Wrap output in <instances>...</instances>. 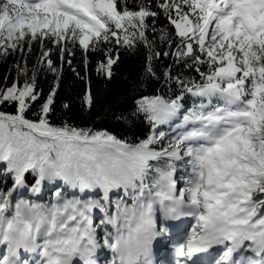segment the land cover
Here are the masks:
<instances>
[{"label":"snow or ice","instance_id":"obj_1","mask_svg":"<svg viewBox=\"0 0 264 264\" xmlns=\"http://www.w3.org/2000/svg\"><path fill=\"white\" fill-rule=\"evenodd\" d=\"M156 7L174 34L155 27L159 12L150 4L0 0V54L22 51L25 41L31 50L38 40L40 63L57 76L37 119L25 115L41 96L35 69L29 77L26 64L17 66V79L0 88V103L16 105L15 113L0 111V162L14 174L12 187L0 191V246L6 249L0 264H72L73 258L100 264L97 253L104 247L114 253L111 264H154L153 242L181 237L183 225L170 221L183 217L195 222L171 244L169 264H264V0H157ZM149 17L158 39L148 38ZM45 39L58 49L61 62L65 52L71 55L69 43L85 51L114 43L116 55L107 49L97 68L108 78L120 46L143 44L149 50L146 75L156 77L153 57L171 55L177 64L195 67L200 79L174 76L171 65L164 69V82L174 81L181 91L170 99L153 95L135 101L136 111L152 125L137 143L66 121L53 125L48 114L62 69L51 59L53 49H43ZM158 44L169 51H157ZM185 92L200 103L182 112ZM84 101L91 106L90 91ZM174 121L175 135L163 144L167 134L157 126ZM178 163L182 188L177 187ZM29 171L35 174L33 193L45 181L59 182L54 196L62 202H13ZM64 186L79 195L64 198ZM121 188L124 196L110 214L111 194ZM129 195L131 205L124 201ZM95 210L114 232L105 229L98 238ZM160 243L166 254L169 245ZM198 254L210 258L201 260Z\"/></svg>","mask_w":264,"mask_h":264},{"label":"trees","instance_id":"obj_2","mask_svg":"<svg viewBox=\"0 0 264 264\" xmlns=\"http://www.w3.org/2000/svg\"><path fill=\"white\" fill-rule=\"evenodd\" d=\"M137 4H150L152 11L159 10L156 7L157 0H128V6L133 8ZM149 24V40L158 39L151 32L153 19L147 18ZM157 29L166 28L174 34V28L169 24L162 12L155 18ZM71 55L64 54V61L59 58V51L49 40L43 41V49L52 48L51 59L57 68L62 69L59 73V81L56 93L48 114L49 122L53 125L61 126L65 121L75 127L92 128L93 130H107L120 139H125L129 143H137L146 138L152 132V125L144 113L136 111L135 101L141 96L162 95L166 99L174 98L181 91L180 87L173 81L170 85L163 79V71L169 65L172 66V74L181 76L182 79L195 78L199 81L200 77L195 67H186L183 62L177 64L174 58L161 55L159 58L153 57L152 67L156 72V77L146 75V65L148 61V48L143 44H138L135 48L119 47V58L112 67V77L108 78L103 73L98 72V63L105 60L107 49H112V55H116L117 46L104 44L99 48L87 51L83 50L78 44H68ZM157 51H169L164 44H158ZM174 51V49H172ZM42 58V46L40 41L31 42V50L25 41L23 50H9V54L0 59V88L10 86L17 79L18 68L27 65L28 76L31 77L33 69L36 71V90L41 93L38 101L34 102L26 110L28 119L38 118L39 105L44 102L47 95L54 86H57V76L47 71V66L40 63ZM87 59V65H85ZM71 61V64L68 61ZM201 70H206L203 66ZM78 73V75H77ZM25 77L20 74L19 80L23 83ZM29 82H31L29 80ZM90 91L92 104L89 107L85 101V95ZM184 108L182 112L191 108L195 104V99L190 93H184L182 100ZM68 107L65 108L64 105ZM0 111L15 113L16 105L13 102L0 103ZM166 137L162 141L167 144L175 132H166ZM6 163H0V191H7L14 184L13 173L5 171ZM45 181L44 183H47ZM35 183V174L29 171L25 174V184L29 190ZM56 183L57 182H51ZM55 185V186H56ZM53 189H46L34 194L28 192L19 196L12 195L13 202L16 199L32 200L44 204L56 202ZM73 195H79L77 190L72 189L65 197L71 199Z\"/></svg>","mask_w":264,"mask_h":264},{"label":"rangeland","instance_id":"obj_3","mask_svg":"<svg viewBox=\"0 0 264 264\" xmlns=\"http://www.w3.org/2000/svg\"><path fill=\"white\" fill-rule=\"evenodd\" d=\"M11 50V49H10ZM5 57V55H3V54H0V59H2V58H4ZM160 127V125H158L157 126V132H158V128ZM166 127L167 128H169V129H171V130H173V127H174V124L173 123H168V124H166ZM14 180V179H13ZM58 183V182H57ZM56 183H52V184H50V185H48L47 187H44L45 189L44 190H46V189H50V187H52V186H54ZM62 191H63V196H64V198L71 192V190H70V188H68L67 186H64L63 187V189H62ZM115 191H116V194H115V196H114V199H115V201L119 198V197H123L124 196V193H123V189H121V190H119V189H115ZM26 192H28L29 194H32V190H28V188H27V186L24 184V186L23 187H19V188H17L15 191H14V194H16V195H20L21 193H26ZM39 193H41V192H39ZM115 201H113V203H112V205H111V207H110V209H112V212L114 213L115 212ZM124 201H125V203H127V204H130V203H132L131 201H132V199H131V196L129 195V196H126V197H124ZM56 202H62V200L61 201H57V199H56Z\"/></svg>","mask_w":264,"mask_h":264}]
</instances>
